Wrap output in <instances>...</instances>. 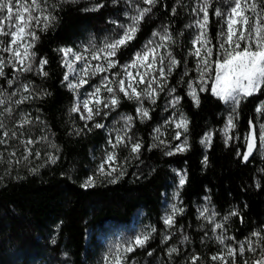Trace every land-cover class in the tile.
I'll return each mask as SVG.
<instances>
[{
    "label": "trees",
    "instance_id": "trees-1",
    "mask_svg": "<svg viewBox=\"0 0 264 264\" xmlns=\"http://www.w3.org/2000/svg\"><path fill=\"white\" fill-rule=\"evenodd\" d=\"M222 1L212 0L208 9L213 50L210 61L222 58L218 54L223 42L220 34L226 32ZM127 6L128 0H47V11L55 20L47 30L43 24H33L38 39L30 38L32 70L18 71L21 66L14 59L9 63L10 54L4 52L0 89L7 103L0 106V120L21 140L31 138L38 143L27 161L22 159L24 148L19 140L0 145L5 159L13 149L21 159L19 164H0V264H97L105 235L112 229L129 231L135 225L146 227L151 236L145 247H136L128 254L127 264H192L193 256L199 257L196 264H221L211 257L224 254L229 247L237 249L235 264L244 260L251 264L259 258V250L253 254L246 248L241 256L238 249L240 242L256 239L253 232L264 236V144L257 140V149L247 162L243 160L249 121L256 125L257 135L264 124V87L242 99L233 112L212 94V79L206 75L202 83L197 69L203 66L194 55L193 0L143 4L151 11L134 38L117 51L120 62H125L155 33L171 37L165 44L166 75L156 93L149 97L142 90L140 100L128 99L115 84L119 103L108 109V115L101 111L88 121L71 111L75 93L63 79L67 68L60 50L113 30L124 18ZM217 9L223 15L216 16ZM244 47L241 41V49ZM169 53L177 65L171 64ZM41 60H47L42 71ZM23 85L29 90L21 95ZM202 87L208 90L202 91ZM193 91L198 106L190 94ZM6 107L12 108L10 115L3 111ZM141 107L148 111L147 117L137 111ZM172 111L187 121L186 132L174 125ZM25 115L32 123L20 128L19 121ZM114 116L132 117L119 134L125 137L124 143L115 149L112 144L116 138L107 128ZM230 116L235 127L226 132ZM97 123L104 127H95ZM177 132L180 139H175ZM42 136L47 139L41 140ZM208 136L210 140L205 139ZM185 141L187 150L175 151ZM137 142L141 148L133 153L132 144ZM110 152L116 154L113 167L123 175L119 171L112 176L99 174L98 166ZM49 155L58 158L52 162ZM105 169L110 170L107 164ZM179 171L187 178L183 186ZM88 177H95L96 184L84 188L81 185ZM172 189L177 194V209L171 212L174 223L168 226L164 222L166 202ZM217 223L223 227L216 228ZM220 237L225 238L223 244ZM172 248L178 251L171 252ZM227 259L232 264L233 258Z\"/></svg>",
    "mask_w": 264,
    "mask_h": 264
},
{
    "label": "snow or ice",
    "instance_id": "snow-or-ice-1",
    "mask_svg": "<svg viewBox=\"0 0 264 264\" xmlns=\"http://www.w3.org/2000/svg\"><path fill=\"white\" fill-rule=\"evenodd\" d=\"M143 2L147 5H154L156 0H143ZM264 0H233V6L230 8V12L226 18L227 29L226 32H221V37L223 38V42L220 43L219 48L221 50V57L217 58L215 61H210V57L212 56V48L207 47L210 43V40L206 38V28L209 22V12L208 8L210 6V0H203V3L199 7V11L203 13V19L197 20V26L202 30L200 36L196 38V42L199 43L203 40L204 46L206 47V53L203 57H201V49L196 48L194 55L199 58L200 64L203 67H198V71L200 72V77L202 83L205 81V76L209 79H212L213 84L211 87V92L218 99L223 101V103L230 105L232 107L233 112L236 108L239 107L242 99H247L257 93H260L261 88L264 87V24H261V21L264 20V8L261 7V3ZM47 0H0V37H8V42L5 44L3 40H0V45H3L0 48V51L10 53L9 63L14 59L16 64L21 66L18 71H31V59L34 53H31L29 49L33 46L31 41L25 43L26 38L30 37L32 40L38 39L36 36V32L33 29V24L35 27H40L43 24V28L47 30V28L52 24L55 20V17L47 11L46 8ZM103 5H97L96 7H102ZM151 11L150 7L139 8L138 14L132 17V24L127 26L123 32V34L118 38L114 39L112 42L104 45L103 48L99 49L96 52L91 54L92 60L101 59V55L107 61V68L103 67L100 64L91 66L87 62V57L84 56L83 53H76L71 48L61 49L60 51L64 53L65 57L69 54L73 56V61H69L65 59L64 63L68 67L70 72L75 73L77 69L73 66L74 62L84 61V67L80 70L82 77L88 76L90 71H94L95 73H102L110 70L114 67L118 62L111 59L116 55L117 50L121 46H126L127 42L134 38L135 33L138 30L139 24L143 21L146 14ZM174 11V10H173ZM195 11V9H194ZM251 13V15H248ZM216 16L223 15L219 9L215 11ZM251 21V24H250ZM239 26V27H237ZM121 27H124L121 25ZM154 35H159V33H155ZM161 41H170L171 37L167 34L160 36ZM241 41L245 43V47L241 49ZM151 44V42H149ZM228 47H225V45ZM164 44H159L156 47L145 46V51L143 53H136V58L132 62L131 65L125 67L126 75L129 78V83L127 89L125 88V82L123 79L119 81V91L124 93V95L128 99L135 98L136 100H140L142 93L137 92L136 88L132 86V81L135 80V77L132 76V73L127 71L128 67L137 68L144 67L147 69H154L157 64V57L159 56L160 63H163V57L160 56L157 49L160 47H164ZM151 56V63H148L149 57ZM169 57L171 58V53H169ZM47 63V60L40 61V69L43 70V66ZM179 62L174 58H171V64L173 66L177 65ZM16 64H13V67H16ZM212 64H215V74L212 76ZM5 67V60L3 57H0V76L4 75L3 68ZM160 76H164V68H159ZM43 75H47L46 72ZM145 75H147V71L144 74H141L139 70L137 71V76L140 77L139 82H143ZM65 81L69 80L67 75L63 78ZM107 80V78H105ZM154 79V78H153ZM11 84V81H9ZM89 82L86 79L81 78L79 83H72L69 81L68 87L70 89H77L83 85H87ZM111 81L103 84V88L111 95L110 105L105 103V98L101 96V87H96L95 91L90 93L88 99L82 101L83 108L86 110L87 115L81 113L80 118L84 120L91 121L94 119L95 115L99 114L100 106L104 105V107L109 106H117L119 103L118 97L114 94L115 89L110 86ZM24 90L28 91V85H23ZM131 90V92L128 91ZM202 91L208 90L207 88L202 87ZM155 89L152 88L151 83H149L148 87L143 90V94L151 97ZM193 95V99L196 101L198 106L199 100L196 97L195 92L190 93ZM3 93H0V97H3ZM24 99H27L25 97ZM23 100L17 101V104L22 103ZM7 103V101L3 98H0V106ZM90 105H94L96 111L94 112L93 107ZM264 107V104L261 105ZM5 113L9 115L12 113L11 107H6L3 110ZM72 112H80V104L77 103L71 109ZM137 111L141 114L142 117L148 116V111L144 108H138ZM257 111H260V108H257ZM2 115V113H0ZM132 117H127V121H131ZM32 121L25 115L19 121V127L23 128L24 125L31 124ZM228 127H235L233 122V118L230 116L228 119ZM250 132L248 136H246L247 140V151L243 155V160L245 162L248 161L249 156L252 155L253 151L257 146V140L260 143L264 144V124L259 126V135H257L256 125L249 121ZM97 128H103V124L97 123L95 125ZM177 128L183 127L184 131H187V121L183 118L179 123L176 124ZM0 129H2V133H0V145H7L9 140L17 139L19 143L23 145L24 154L22 156L23 161H27L30 156L33 154V147L38 141L28 138L26 140H21L17 135L15 130L7 129V126L4 124L2 120H0ZM227 128L225 131L227 132ZM159 131V129H157ZM181 133L177 132L175 135V139H180ZM210 136L205 137L206 140H210ZM41 140H46V137H40ZM159 139V137H156ZM228 139H231L229 136ZM124 136H117L116 143L112 144L110 140L109 143L112 144V147L115 149L118 144L124 143ZM163 143V141H161ZM31 146V147H30ZM53 148L57 147L55 144L51 145ZM154 147L156 145H153ZM187 142L178 145L175 151H185L187 150ZM141 148L140 143L132 144V152L138 153ZM168 155H172L173 152H168ZM35 155L37 158L40 157V152L36 151ZM9 158L5 159L4 153L0 152V164H8L12 165L13 163L19 164L21 163V159L16 158L17 152L13 149L9 154ZM58 157L49 155V160L55 162ZM116 160V154L114 152H110L107 154L104 161H102L98 166V172L100 175L104 176H112L114 172H120V175H123V172L119 170L118 167H113V162ZM207 158L205 157V161ZM105 164L108 165L110 170L105 169ZM36 169H32L35 171ZM118 179V177H117ZM186 175H181L179 178V184L183 186L186 183ZM113 183L116 182V179L112 180ZM96 184L95 177H88V179L81 185L84 188L94 187ZM176 209H174V212ZM207 212V209L204 210ZM202 214H204L202 212ZM232 215H237V213L233 212ZM209 218V217H206ZM227 219V217L225 218ZM165 224L168 226H172L174 223L173 217L169 216L165 219ZM216 228H222L223 225L217 223L215 225ZM154 231V229H153ZM151 234H144L140 236H136L134 241L128 244L126 247H118L115 253L110 257L106 258V264H127V256L128 254L135 251L136 247H145L147 242L150 239ZM252 237L256 239L253 240L249 238L246 243L240 242L239 244V254L241 256L244 255L245 249L247 248L248 252L255 254L259 250V258L255 259L251 262V264H264V236L261 235L260 231H255L251 234ZM187 239V237H185ZM220 243H224V237L218 238ZM234 239V238H233ZM176 248H172L171 252H177ZM151 253H149L150 255ZM237 254V249L234 247H229L226 249L224 254H217L211 257L213 261H220L221 264H229L227 257H232V264H235V256ZM199 259L198 256H193L191 258L192 264H196V261ZM243 264H249L248 260H244Z\"/></svg>",
    "mask_w": 264,
    "mask_h": 264
},
{
    "label": "rangeland",
    "instance_id": "rangeland-1",
    "mask_svg": "<svg viewBox=\"0 0 264 264\" xmlns=\"http://www.w3.org/2000/svg\"><path fill=\"white\" fill-rule=\"evenodd\" d=\"M222 2L225 10L224 21H226L227 15L230 12V8L233 6V0H223ZM202 3L203 0H193L194 9H195L193 16V45L195 51L196 48L201 49V57L205 55L206 47L204 46L203 40H201L199 43L196 42V38L200 36L202 31L197 26L196 21L203 19V13L199 11V7ZM211 3L212 0H210V5ZM143 4H145L143 0H128V6L124 14V18L121 21L115 23V27L113 28V30L105 31L101 33L99 36H91L83 41L78 42L74 47H65L64 49L71 48L76 53H83L84 56L87 57V62L93 67L97 64H100L103 67L107 68V61L103 58V55H101V59L99 60H92L91 54L103 48L105 44L112 42L114 39H118L123 34L125 28L132 24V17L138 14V7L144 8ZM121 25H123L124 27H121ZM224 25H225V29H227L226 23H224ZM162 35L163 34L161 33H159V35H153L138 52L143 53L145 51L146 45L149 47H156L159 44L165 45L166 41H161L160 39V36ZM206 38L210 40V43L207 45V47L212 48V44H211L212 42L208 32V24L206 28ZM8 39H9L8 37H0V40H3L5 44H7ZM28 41H30V37L26 38L25 43H27ZM149 42H151V44ZM2 47L3 45H0V48ZM225 47H228V45L226 44ZM157 51L160 54V56H162L164 59H163V63L161 64L158 56L157 64L154 67V69L146 70V68L144 67H140L139 69L132 67L127 68V71L131 72L132 76L135 77V80L132 81V86L136 88L137 92H141L142 90L146 89L149 83H151L152 88L155 89V92L153 93H156V87L163 81L166 75L167 64L165 61H166L167 53L165 51V46L158 48ZM218 54H221L220 48H218ZM0 57H3V59L5 60L6 54L3 51H0ZM135 58H136V54L131 60L120 62L116 52V55L111 58L118 62L114 67L102 73H95L94 71H90L88 76H83V77L80 70L84 67V63H85L84 61L74 62L73 66L77 69L75 73L70 72L68 67L66 66L67 68L66 75L69 77V80L67 81L68 83L69 81H71L72 83H79V80L81 78L86 79L89 82L87 85H83L75 90L72 89L75 93V105L77 103L80 104V112L78 113L80 115L81 113H84L85 116L87 115L86 110L83 108L82 101L88 99L89 94L94 92L95 88L98 86L101 87V96L105 98V103H108L110 105V99L112 94H109L103 88V84L108 83V81L112 82L110 86L114 88L115 84H117V86L119 87V81L123 79L125 82V88L127 89L129 78L126 75L125 67L131 65L132 62L135 60ZM65 59L69 61H73V56L69 54L67 57H65ZM151 59L152 58L150 56L148 63H151ZM160 67L164 68V73H165L164 76H160L159 74ZM138 70L141 74H144L147 71V75H145L144 81L142 83L139 82L140 77L137 76ZM105 78H107V80ZM128 91L131 92L130 89H128ZM0 93H2L1 89H0ZM19 93L21 95L24 94L25 93L24 89H20ZM90 106L93 107V110L95 112L96 111L95 106L94 105H90ZM108 109H113V106L104 107V105H101L99 113L101 111H104L105 115H108L109 114ZM170 119L174 122V125L176 126V124L179 123L182 118L176 116L175 111L174 112L172 111L170 113ZM125 127H126V120L124 118H120V117L118 118L117 116L112 117L111 121L108 123L107 126L109 135L113 139H115L121 133V131L125 129ZM227 129L229 130L230 128L227 126ZM257 147H258V143L255 150L257 149ZM178 175L180 178V176L183 175V173L179 171ZM166 209H168V212L166 213V218L170 216L172 211L174 212V209H177V194L174 192L173 189L170 193V197L168 201L166 202ZM144 234H148V229L140 225H135L129 231L124 229H114V230L112 229L102 239L101 242L102 251L98 256L97 264H106V258H110L115 253L118 247L121 248L126 247L128 244L134 241L136 236H140Z\"/></svg>",
    "mask_w": 264,
    "mask_h": 264
}]
</instances>
